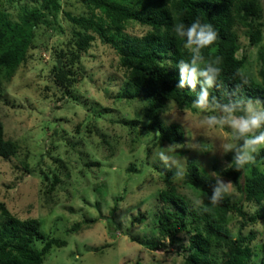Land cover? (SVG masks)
I'll return each mask as SVG.
<instances>
[{
  "label": "rangeland",
  "instance_id": "1",
  "mask_svg": "<svg viewBox=\"0 0 264 264\" xmlns=\"http://www.w3.org/2000/svg\"><path fill=\"white\" fill-rule=\"evenodd\" d=\"M59 2L58 12L44 11L50 22L34 27L35 47L26 60L0 70V119L5 137L17 145L14 154L0 157V203L19 219L39 221V246L50 243L41 264H184L188 237L180 234L169 244L156 228V214L162 209L158 191L164 166L177 173L173 185L178 192L193 206L202 202V196L182 183L189 161L216 184L218 178L230 182L226 194L242 203L246 217L230 213L227 230L237 237L244 221V241L260 260L264 197L247 199L216 173L231 164L221 146L231 130L202 125L205 116L216 114L212 111L178 108L173 102L152 107L140 96L130 97L123 89L134 87L125 83L118 57L100 44L83 52L72 66L78 70L77 81L70 94H64L52 75L55 62L59 67L65 64L56 54L67 49L70 36L63 12L78 15L88 6L86 0ZM41 3L0 0V9L18 21L24 9H40ZM260 3L264 21V0ZM146 29L130 22L125 32L140 34ZM236 33L244 69L261 81L258 50L264 48V25L255 43L248 29L237 27ZM153 114L162 125L181 128V145L157 144L158 132L146 129L155 120ZM161 152L169 156L167 161ZM259 170L264 173V164ZM249 173L244 169L242 182Z\"/></svg>",
  "mask_w": 264,
  "mask_h": 264
},
{
  "label": "trees",
  "instance_id": "2",
  "mask_svg": "<svg viewBox=\"0 0 264 264\" xmlns=\"http://www.w3.org/2000/svg\"><path fill=\"white\" fill-rule=\"evenodd\" d=\"M260 2L86 0L88 8L85 13L63 12L71 29L67 49L56 54L65 59V64L59 67L54 63V82L69 95L78 75V70L72 66L80 62L83 52L100 44L116 54L125 83L134 87V91L125 87L124 93L131 92L130 97L140 96L152 107L173 102L178 108H191L201 85L198 81L195 88L187 84L184 88L178 87L180 70L177 63L181 59L190 60L191 53L177 38L174 25L183 23L188 26L199 19L201 23L211 24L218 34L214 44L202 50L205 61L220 58L221 73L216 86L209 90V99L214 96L221 104L249 98L264 102V48L258 50L261 81H257L244 69V57L237 54L236 33L237 27H243L248 29L251 43L259 40L260 27L264 25ZM59 10V0H42L40 9H24L19 20L12 21L0 9V70L13 69L26 60L28 50L35 47L34 27L41 22H50L44 11L56 13ZM130 22H138L147 29L140 34L127 33L125 29ZM153 117L155 119L154 114ZM131 121L139 127V122ZM146 129L158 132L157 144L181 145L183 142V132L176 124L164 126L156 118ZM16 149V143L5 137L0 119V157H9ZM255 157V162L247 166L250 173L243 182L244 169H237L234 153H228L230 166L216 169V173L228 178L247 199L256 197L259 200L264 197V173L259 170L264 164V148ZM176 176V172L164 166L163 186L158 191L162 209L156 214V228L169 244L175 243L180 234L188 237L189 252L184 264H264V255L257 260V251L244 241L241 231L244 221L237 237L233 238L227 230L230 213H237L245 219L242 203L232 201L227 194L218 204L209 203L207 197L213 194L217 184L202 175L196 162L189 161L182 174V183L202 196V202L193 206L173 185ZM41 240L37 219H19L0 203V264H41L42 255L50 248V243H43L40 247ZM261 247L264 249V245ZM216 253L220 254V261Z\"/></svg>",
  "mask_w": 264,
  "mask_h": 264
},
{
  "label": "clouds",
  "instance_id": "3",
  "mask_svg": "<svg viewBox=\"0 0 264 264\" xmlns=\"http://www.w3.org/2000/svg\"><path fill=\"white\" fill-rule=\"evenodd\" d=\"M174 32L191 53L190 60L181 59L177 63L180 70L178 87L184 88L187 84L195 88L199 81L201 87L193 107L201 112L216 113L205 116L202 125L207 128H229L232 134L222 142L223 151L234 153L233 161L238 170L246 169L255 162V154L264 148V102L249 98L221 104L214 96L210 100L209 90L216 86L221 73L218 66L220 58L205 61L202 50L214 44L217 32L211 24L201 23L199 19L188 26L183 23L174 25ZM201 77L202 80L199 79ZM159 155L164 161L169 159L164 152ZM230 187V182L225 183L218 178L213 194L207 197L209 203L218 204Z\"/></svg>",
  "mask_w": 264,
  "mask_h": 264
},
{
  "label": "water",
  "instance_id": "4",
  "mask_svg": "<svg viewBox=\"0 0 264 264\" xmlns=\"http://www.w3.org/2000/svg\"><path fill=\"white\" fill-rule=\"evenodd\" d=\"M57 64H58V66H59V64H60L59 61L57 62Z\"/></svg>",
  "mask_w": 264,
  "mask_h": 264
}]
</instances>
